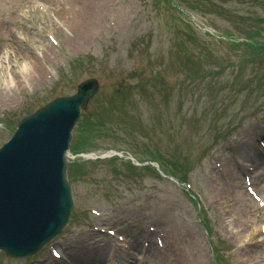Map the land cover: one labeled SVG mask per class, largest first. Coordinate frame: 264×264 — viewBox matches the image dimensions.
Wrapping results in <instances>:
<instances>
[{
	"label": "rangeland",
	"instance_id": "obj_1",
	"mask_svg": "<svg viewBox=\"0 0 264 264\" xmlns=\"http://www.w3.org/2000/svg\"><path fill=\"white\" fill-rule=\"evenodd\" d=\"M176 2L182 15L162 0H0V145L11 123L96 78L99 108L107 102L115 108L118 91L124 103L115 117L102 115L87 152L114 147L138 159L156 158L184 175L199 203L181 183L153 172L129 171L111 160L84 163L71 183L80 212L51 243L66 250L61 264H127V252L92 227L117 229L131 250L141 251L143 264H167L164 256L171 253V264H264L257 229L263 220L229 199L235 190L246 201L248 173L241 164L251 165L250 179L264 196L258 146L264 143V63L228 37L249 34L240 20L248 14L264 18V0H254L256 8L248 0ZM44 45L51 47L46 54ZM159 77L168 83L157 84ZM4 92L16 99L7 100ZM96 111L92 103L85 113ZM83 145L79 150H87ZM235 168L241 172L230 185L228 173ZM88 208L101 217L89 216ZM150 227L164 236L165 251H150L156 249ZM142 239L151 240L146 250ZM210 244L218 250L216 260ZM52 263L46 247L22 261L0 254V264Z\"/></svg>",
	"mask_w": 264,
	"mask_h": 264
},
{
	"label": "water",
	"instance_id": "obj_2",
	"mask_svg": "<svg viewBox=\"0 0 264 264\" xmlns=\"http://www.w3.org/2000/svg\"><path fill=\"white\" fill-rule=\"evenodd\" d=\"M92 81L70 99L25 118L0 150V248L12 257L35 253L64 225L70 211L63 154Z\"/></svg>",
	"mask_w": 264,
	"mask_h": 264
},
{
	"label": "bare ground",
	"instance_id": "obj_3",
	"mask_svg": "<svg viewBox=\"0 0 264 264\" xmlns=\"http://www.w3.org/2000/svg\"><path fill=\"white\" fill-rule=\"evenodd\" d=\"M87 7V5L85 6V8ZM67 15V14H66ZM65 19V18H64ZM53 22L54 23H56V22H58L57 21V19H53ZM57 24H61V22H58ZM75 38V37H74ZM81 41H85V38L83 37V38H81V39H79V40H76V42H77V44L78 45H80V43H81ZM51 49V47L49 46V45H47V46H45L44 45V47H43V51L45 52V54L47 53V52H49V50ZM45 59V58H44ZM46 60V59H45ZM37 64L36 63H33V64H31V68H30V71H34L35 72V70H37ZM33 72V73H34ZM31 78H34V75H31L30 76ZM27 80V77H25L24 78V80ZM13 95V96H12ZM12 95L10 96L9 94H8V92H4L3 94H2V97H6L7 98V100H10V101H14L16 98V96H14L15 94L14 93H12ZM245 152H249V148L248 147H246L245 148ZM255 159H257L256 157H255ZM258 160V159H257ZM239 172H241L240 170H238L237 168H235V171H230L229 173H228V177H229V180H228V184H230V185H235V181H236V179H237V177H238V175H239ZM228 198V196H225L224 198H223V200H225V199H227ZM229 199L233 202V203H237L238 202V200L235 198V197H229ZM83 248V247H82Z\"/></svg>",
	"mask_w": 264,
	"mask_h": 264
}]
</instances>
